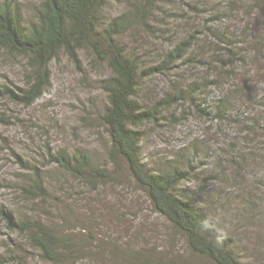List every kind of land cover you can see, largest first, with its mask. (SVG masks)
Segmentation results:
<instances>
[{"label":"rangeland","instance_id":"obj_1","mask_svg":"<svg viewBox=\"0 0 264 264\" xmlns=\"http://www.w3.org/2000/svg\"><path fill=\"white\" fill-rule=\"evenodd\" d=\"M9 1L21 5L24 23L35 20L38 0ZM129 1L142 3L145 18L138 19L121 40L143 67L159 63L164 52L196 31H200L198 47L191 57L198 52L210 55L208 45L214 43L207 27L214 24L247 30L251 41L250 63L237 64L229 71L237 77L197 59H186L171 72L146 77L139 90L143 105L152 107L193 80L215 78L218 84L202 91L199 101H212L226 89L234 103H241L234 106L248 118L246 124L250 118L264 124V106L258 100L264 94V46L260 45L264 0H111L102 13L103 20L128 10ZM219 13L225 16L222 21H210ZM79 58L76 63L62 51L48 67V86L32 105L0 92V206L22 219L53 225L79 240L88 251L75 264H121L110 257L127 247L157 256L153 264H207L189 254L184 236L152 206L127 166L111 164V136L101 119L107 95L100 81L111 76L112 70L90 49L81 50ZM37 75L28 56L0 48L1 89L9 86L21 93L19 88H29ZM236 88L242 93L234 92ZM155 116L138 129L143 134V161L158 168L184 155L180 163L202 166L194 169L183 186L195 191L220 230L234 238L244 262L264 264L262 131L258 135L248 132L234 117L220 120L203 114L190 99L166 105ZM59 150L92 152L97 166L111 172L110 176L92 185L52 161L51 154ZM239 151L245 152L246 162L237 164ZM31 166L43 175L48 189L45 197L29 195L24 189L36 177ZM0 264L52 263L41 260L25 233L0 218Z\"/></svg>","mask_w":264,"mask_h":264},{"label":"trees","instance_id":"obj_2","mask_svg":"<svg viewBox=\"0 0 264 264\" xmlns=\"http://www.w3.org/2000/svg\"><path fill=\"white\" fill-rule=\"evenodd\" d=\"M38 1L40 3L35 20L26 24L20 4L0 0V48L28 56L31 66L38 71L36 82L29 88H19L21 93L9 86L0 88V92L26 105H32L43 95L48 86V67L62 51L79 63V52L90 49L97 59L107 62L112 70L111 76L100 81V87L107 95V105L102 111L101 119L111 136L112 146L108 152L111 164L127 166L136 185L148 195L152 206L184 236L190 255L207 264H250L242 260L236 248L237 242L220 230L208 210L201 205L202 202L195 191L183 186L191 180L194 169L202 166L194 165L193 162L180 163L181 159H184L182 155L179 162L171 161L153 168L142 159L143 134L138 130L143 123L155 119L158 111L166 105L190 99L203 114L213 115L220 120L234 117L246 131H253L257 135L262 131L264 134L263 123L250 118V122L246 124L245 119L248 118L242 117V113L234 106L241 103L233 102L230 91L223 90L218 98L214 97L212 101L205 99L203 102L197 99L211 84H218L215 78L193 80L188 86L179 87L176 93L167 94L152 107L143 105L139 100V90L146 77L160 72H171L180 61L186 59H197L200 63L219 68L220 72L229 77H237L229 71H233L237 64L250 63L251 41L247 30L235 29L226 24L208 26L207 35H211L214 43L208 45L209 50L212 49L210 55L209 52L206 55L198 52L191 57V53L198 47L196 44L200 31H196L164 52L159 63L143 67L121 40L122 35L138 19L145 18L142 3L129 1L128 10L106 21L103 20L102 13L111 0ZM148 1H145V7H148ZM223 18L224 14L219 13L210 21L217 23ZM242 34L245 36L243 39ZM260 37V45L264 46V37ZM240 45L246 48L243 50ZM238 90L236 88L234 92ZM241 91L239 90L238 94ZM258 100L259 104L264 106V94ZM51 156L52 161L61 168L88 180L92 185L95 181L108 178L111 173L98 167L94 154L89 151L77 150L71 153L59 150ZM236 156L237 164L246 162L245 152L239 151ZM31 167L35 170L36 177L30 187L24 189L29 195L45 197L48 195V189L44 186L43 175L40 169ZM0 218L6 220L10 228L25 233L32 247L45 262L75 264L85 256L83 253L88 251V247L73 239L71 234L61 233L55 226L51 227L36 219L17 217L12 210L4 206H0ZM92 240L93 238L88 242ZM110 258L112 262L118 258L121 264H153L157 260V256L148 255L144 249L132 247L119 249L117 254Z\"/></svg>","mask_w":264,"mask_h":264}]
</instances>
